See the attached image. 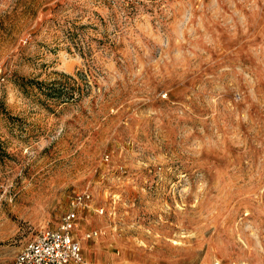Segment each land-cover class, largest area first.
Returning a JSON list of instances; mask_svg holds the SVG:
<instances>
[{"label":"rangeland","instance_id":"374dc122","mask_svg":"<svg viewBox=\"0 0 264 264\" xmlns=\"http://www.w3.org/2000/svg\"><path fill=\"white\" fill-rule=\"evenodd\" d=\"M0 140V264L86 190L91 263L264 264V0H0Z\"/></svg>","mask_w":264,"mask_h":264},{"label":"built area","instance_id":"2783aa9c","mask_svg":"<svg viewBox=\"0 0 264 264\" xmlns=\"http://www.w3.org/2000/svg\"><path fill=\"white\" fill-rule=\"evenodd\" d=\"M90 197L87 190L76 192L70 200L69 211L62 216L58 226L41 230L26 241L18 250L14 264H99L85 259L80 242L72 234L78 208L86 206ZM95 235L97 231L93 230L86 237Z\"/></svg>","mask_w":264,"mask_h":264},{"label":"trees","instance_id":"16d2710c","mask_svg":"<svg viewBox=\"0 0 264 264\" xmlns=\"http://www.w3.org/2000/svg\"><path fill=\"white\" fill-rule=\"evenodd\" d=\"M19 86L20 87H25L26 85H31V84H35L37 85V87L40 88V86L43 84L42 81H37V80H34V79H26L25 77H19ZM42 90V89H40ZM3 155H8V152H6L4 146H3V141L0 140V157H2Z\"/></svg>","mask_w":264,"mask_h":264}]
</instances>
